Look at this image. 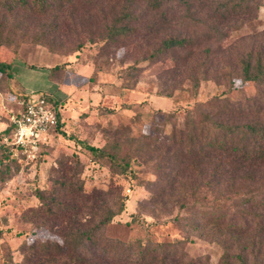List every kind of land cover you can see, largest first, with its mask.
<instances>
[{"label":"rangeland","instance_id":"374dc122","mask_svg":"<svg viewBox=\"0 0 264 264\" xmlns=\"http://www.w3.org/2000/svg\"><path fill=\"white\" fill-rule=\"evenodd\" d=\"M151 1L129 0L127 5L137 17L130 26L144 30V35L138 40L132 36L121 39L107 47H103L104 27L98 24L99 15H105L108 23L127 4L125 0H109L103 8H78L77 17L92 16L94 20H82L80 28H71L69 33L62 29V36L53 32L44 40L40 35L55 29L51 12L38 16L0 9V59L11 65L10 77L0 76V132L23 95L32 100L41 95L50 104L56 101L60 131L64 133L50 132L39 160L28 165L19 162L17 171L10 168V180L0 182V263L6 259L11 264H23L20 249L24 243L35 239L58 241L39 223L26 221L24 215L38 204L33 196L35 189L48 188L61 174L79 170L74 166L75 158L82 169L76 177L82 180L84 191L111 190L128 198L124 211L103 230V237L120 243V250L136 242L163 245L181 252L184 261L220 264L226 251L236 255L241 246L248 248L249 239L264 243L263 231L255 230L222 245L215 225L219 215H225L226 223L255 221L258 203L247 204L242 199L246 195L258 199L264 193L263 172L233 176L231 188L227 176L215 184L210 172L201 176L183 174L184 184L165 189L160 197L162 183L153 184L157 179L154 161H145V154L131 163L136 179L128 182L113 172L107 160L93 159L85 148L115 142L122 157L145 146L143 136L152 135L154 130L167 133L172 127L184 128L194 116L196 103L216 97L242 103L256 94L253 85L241 83L233 73L232 89L226 81L216 82L210 71L196 89L187 77L194 66L202 72L204 61L233 66L245 51L253 48L255 53L264 43V0H159V26H153L157 16L148 11ZM164 33L195 39L191 58L187 49L143 60L157 48V35ZM218 33L223 39L220 44L214 39ZM79 43L82 48L75 52ZM218 47L224 49L219 57L206 56L203 51L210 49L213 53ZM166 113L173 114L166 118ZM259 116L264 117V110ZM244 253L249 251L245 249Z\"/></svg>","mask_w":264,"mask_h":264},{"label":"trees","instance_id":"16d2710c","mask_svg":"<svg viewBox=\"0 0 264 264\" xmlns=\"http://www.w3.org/2000/svg\"><path fill=\"white\" fill-rule=\"evenodd\" d=\"M108 1L0 0V9L5 13L14 10L29 11L38 16H46L51 12L55 29L52 32L42 33L40 40H44L53 32L59 37L62 36L60 34L62 29L69 33L72 31L71 28H80L83 25L82 20H94L92 16L86 19L77 17L75 13H78V8L92 6L103 8ZM179 1L184 2V0ZM125 2L127 4L115 13L108 23L105 21V15H99L98 24L104 27L101 35L103 47L116 44L121 39L131 36L138 40L144 35V30L130 26V21L137 17H133L127 7L129 0ZM148 5V11L157 16L153 26H159L158 12L161 10V2L152 0ZM148 30L151 32L155 29ZM157 36V48L145 55L143 60L155 59L160 54L187 49L188 58H191V52L196 46L195 39L168 33ZM219 36L218 33L217 38H214L217 44L223 41ZM88 41L93 42L91 39ZM81 48L82 44L79 43L75 52ZM223 50L218 47L213 53L210 49L203 51L206 56L219 57L223 55ZM214 60L216 62L215 58ZM201 66L204 67L202 72L194 70V66L187 77L194 89L198 88L199 82L204 80L206 73L210 71L216 82L226 81L231 89L234 80L230 75L233 73L241 83L253 85L256 94L242 103L231 102L225 97L196 103L193 107L194 116L188 120L184 128L172 127L167 133L163 130L160 131L161 133L154 130L152 135L143 136L145 146L136 147L122 157L118 156L120 145L115 142L100 148L85 145L92 158L107 160L113 172L121 174L128 182H134L136 173L133 172L131 163L137 160L139 155L145 154V161H154L157 179L153 184L162 183L163 191L160 189L162 191L159 193L160 197L165 189L172 190L175 186L184 184L183 174L201 176L210 172L215 184L227 176L229 186L233 176L264 173V117L259 116L264 110V43L258 46L255 53L253 48L245 51L233 66L205 61ZM10 68V63L0 59V76L10 77ZM55 68L57 67L53 69ZM199 76L204 77L199 78ZM28 98L29 96L23 95L24 100ZM45 98L56 112L55 130L63 135L64 133L60 131L61 123L56 102L50 104L47 97ZM172 114L166 113L165 117L169 118ZM247 115L250 117L245 119ZM11 128L8 122L5 129L0 132V140L8 136ZM42 147L35 160L25 162L12 159L8 145L0 144V182L10 180V168L17 171L19 162L27 165L36 163L41 157ZM74 166L79 170L68 172V175L61 174V178L52 182L48 188L34 190L33 196L38 204L28 209L24 218L32 223H39L57 237L58 241L35 239L30 243L22 244L20 251L23 255V264H194L192 261H184L181 252L165 248L163 245L145 246L136 242L120 250V243L104 238V228L116 215L124 211L128 198L111 190L109 193L95 188L84 191L82 180L76 177L77 173L82 172L80 162L76 158ZM255 197L246 195L245 199H242L247 204L258 203L255 207L260 208L253 214L255 221L250 224L232 223V221L226 223L225 215L215 217L218 230L216 233L222 237L220 241L222 245L228 243L230 238L242 236L249 231L262 230L264 233V193L258 199ZM135 217L136 215L132 220ZM247 242L248 248L241 246V250L236 255H230V252L226 251L220 264H249L250 260H252L251 264H264V243L253 242L252 239ZM244 248L249 251L247 255L244 253ZM0 264L11 263L4 259Z\"/></svg>","mask_w":264,"mask_h":264},{"label":"built area","instance_id":"2783aa9c","mask_svg":"<svg viewBox=\"0 0 264 264\" xmlns=\"http://www.w3.org/2000/svg\"><path fill=\"white\" fill-rule=\"evenodd\" d=\"M9 122L12 128L0 144L8 145L12 159L25 162L36 159L47 136L57 127L56 112L41 95L19 101Z\"/></svg>","mask_w":264,"mask_h":264},{"label":"crops","instance_id":"0c3cea01","mask_svg":"<svg viewBox=\"0 0 264 264\" xmlns=\"http://www.w3.org/2000/svg\"><path fill=\"white\" fill-rule=\"evenodd\" d=\"M56 102V101H55ZM57 105V104H56ZM58 106V105H57ZM17 110V109H16ZM58 113H60V112H58Z\"/></svg>","mask_w":264,"mask_h":264}]
</instances>
